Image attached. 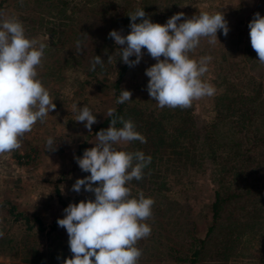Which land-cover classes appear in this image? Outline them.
I'll return each instance as SVG.
<instances>
[{
    "label": "rangeland",
    "instance_id": "374dc122",
    "mask_svg": "<svg viewBox=\"0 0 264 264\" xmlns=\"http://www.w3.org/2000/svg\"><path fill=\"white\" fill-rule=\"evenodd\" d=\"M0 1V12L16 16L23 23L27 36L46 44L38 78L56 104L55 110L43 122L37 121L32 131L22 137L19 149L0 154V264H29V260L34 264L33 259L39 255L33 251L39 246L46 262L60 261V258L50 256L54 248L68 243L65 229L58 228L50 234L53 244L49 247L46 233L38 235L35 230L25 231L22 221H13L5 209L12 204L18 212L29 217L38 216L44 225H50L52 220L65 215L56 188L68 205L95 199L94 193L84 188L79 193L72 190L77 179L90 175L80 169L76 157H82L86 149L98 142L96 135L88 138L89 147L77 155V146L90 131L84 122H77L76 117L79 107L85 104L96 115L97 123L108 114L109 109H113L114 102L108 88L114 80L111 72L110 75L104 71L97 73L98 77L108 75L97 82L86 70L91 68L96 55L105 62L112 56L113 62L117 49L111 51L107 45L106 50L102 47L107 31L105 23H100L99 18L83 23L63 19L64 14L57 13L58 9L50 10L49 14L46 7L51 2L49 0ZM158 1L163 7H169L178 0ZM172 10V16L184 13L178 23L200 12L222 13L228 22L230 31L227 36L222 30L218 31L215 44L208 43V38H202L199 46L189 53L194 59L205 55L212 57L209 71L203 79L215 86V94L194 100L189 108H169L178 112V117L189 109L190 115L199 121H207L216 110L217 97L227 88V73H232L239 83L260 79L264 74V65L259 63L257 53L253 52L248 27L255 13L264 15V0H184ZM117 31L124 34L121 29ZM77 42L80 43L79 49ZM142 51L141 62L127 69L121 87L132 92V100L128 101L130 104L140 102L155 110L160 107L147 91L150 78L145 73L157 61L147 49ZM49 137L55 141L54 151H49L46 146ZM19 155L21 157L17 158ZM199 176L197 181L187 183L183 192L172 199L164 193L144 191L145 197L153 198L155 203L152 216L147 221L151 226V235L137 244L142 249L139 264H179L172 258L169 247L184 253V245L189 240L187 233L191 228L194 236H204L210 220L209 214L206 216L207 199L214 184ZM221 214L218 226L209 235L208 253L196 264H260V259L264 258V189L254 195L234 199L224 206ZM231 237L234 239L231 248L225 255H217L220 248L215 240L224 241L225 245Z\"/></svg>",
    "mask_w": 264,
    "mask_h": 264
},
{
    "label": "clouds",
    "instance_id": "9594fccd",
    "mask_svg": "<svg viewBox=\"0 0 264 264\" xmlns=\"http://www.w3.org/2000/svg\"><path fill=\"white\" fill-rule=\"evenodd\" d=\"M128 15L130 33L124 35L122 31L112 30L109 37L119 46L120 60L129 67L141 62L143 49L157 61L145 74L150 78L147 91L160 108H189L194 100L215 94V86L203 79L212 57L194 59L189 53L199 46L202 38L215 44L218 31L228 35L230 29L224 14L200 12L178 23L184 13H177L165 24L146 18L144 8ZM248 27L251 46L259 63L264 65V16L255 13ZM46 47L26 35L23 23L16 16L0 12V154L19 149L22 137L56 108L49 90L38 78ZM133 56L135 59H130ZM111 59L112 56L108 62ZM104 62L96 55L91 70ZM131 97V91L121 90L116 103L123 104L132 100ZM114 112L109 109L108 116H114ZM76 121L84 122L89 131L98 122L86 104L79 107ZM118 122L122 127H116ZM96 140L94 147L86 149L82 157H76L80 169L90 175L77 179L72 186L77 193L82 188L94 193L95 199L69 204L64 217L57 221L67 231L72 253L63 264H139L142 249L137 244L151 235L147 221L155 201L146 198L143 192L133 197L128 184L143 178L152 158L142 151H127L117 146L133 141L146 143V137L136 130L131 119L119 117L113 118L107 129H101ZM54 143L52 137L47 139L49 151L55 150Z\"/></svg>",
    "mask_w": 264,
    "mask_h": 264
},
{
    "label": "trees",
    "instance_id": "16d2710c",
    "mask_svg": "<svg viewBox=\"0 0 264 264\" xmlns=\"http://www.w3.org/2000/svg\"><path fill=\"white\" fill-rule=\"evenodd\" d=\"M49 1L51 2L46 4L48 13L50 14L52 9H58L57 13L64 14L63 19L86 23L99 18L102 21L100 23H105L107 31L102 47L106 50L107 45L111 51L117 49L115 51L117 56L113 62H104L103 66L97 65L94 71L91 68L86 70L92 80L97 82L108 76L98 77L97 73L111 72L114 80L108 88L115 112L114 116L110 117L107 114L92 127L86 139L77 146V155L79 156L88 146V138L96 135L101 129H107L113 118L123 117L135 123L136 130L146 137L147 142L133 141L121 147L127 151H142L152 158L151 163L144 169L143 178L129 183L133 197L142 191L143 193L156 191L164 193L166 197L169 195L172 199L183 192L187 183L197 181L199 175L214 184L207 199L206 216L209 214L210 220L204 236H194V230L191 228L187 233L189 240L184 245V253L169 247L172 250L171 256L177 263L196 264L208 253L209 235L218 226V219L222 216L224 206L236 198H245L264 189V74L260 79H247L239 83L232 73L230 75L227 73V78L229 77L227 88L217 97L216 110L207 121H199L197 117L190 115L189 109L185 110L183 116L179 114L178 117V112L167 107L150 110L140 102L130 104L127 101L117 104L122 90L121 83L129 66L120 60L119 46L109 37V33L121 29L124 35L129 34L131 20L128 14L137 8H144L146 18H150L152 22L165 24L172 16V8L184 0H178V4L174 2L169 7H163L158 0ZM57 13L55 12L56 15ZM46 22L50 23L48 20ZM83 27L88 29L86 25ZM134 58L130 57L133 60ZM116 127L122 125L118 122ZM24 156L29 157V154ZM55 190L64 210L68 204L60 197L59 190L57 188ZM5 211L13 221H22L25 231L35 230L38 235L46 233L48 246L53 244L50 234L62 228L57 223L58 219L52 220L50 225H44L38 216L29 217L18 212L12 204H8ZM66 238L69 240L68 234ZM233 241L231 237L224 245V241L220 243L216 239L215 244L220 248L217 255H225ZM39 248L41 247L33 251L35 255H39L33 259L34 264H63L65 259L72 256L66 243L51 252L50 257H58L60 261L46 262L47 259L43 257ZM30 262L29 260V264ZM259 262L264 264V258Z\"/></svg>",
    "mask_w": 264,
    "mask_h": 264
}]
</instances>
